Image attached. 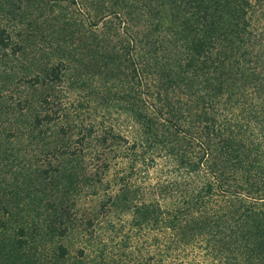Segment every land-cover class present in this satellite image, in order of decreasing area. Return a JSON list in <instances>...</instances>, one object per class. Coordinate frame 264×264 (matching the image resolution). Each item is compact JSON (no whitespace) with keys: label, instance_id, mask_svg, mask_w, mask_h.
<instances>
[{"label":"rangeland","instance_id":"obj_1","mask_svg":"<svg viewBox=\"0 0 264 264\" xmlns=\"http://www.w3.org/2000/svg\"><path fill=\"white\" fill-rule=\"evenodd\" d=\"M105 2L0 0V264H228L207 234L178 246L174 230L136 224L159 181L185 177L135 114L139 49L124 46L142 19L99 18Z\"/></svg>","mask_w":264,"mask_h":264},{"label":"trees","instance_id":"obj_2","mask_svg":"<svg viewBox=\"0 0 264 264\" xmlns=\"http://www.w3.org/2000/svg\"><path fill=\"white\" fill-rule=\"evenodd\" d=\"M105 1L99 18L125 27L142 19L124 46L139 49L132 60L144 97H132L135 114L185 177L159 181L156 200L136 207V224L174 230L178 246L207 234L228 264L261 256L264 264V0ZM164 3L174 11L168 23ZM9 40L0 28V46ZM174 188L164 214L158 207Z\"/></svg>","mask_w":264,"mask_h":264}]
</instances>
